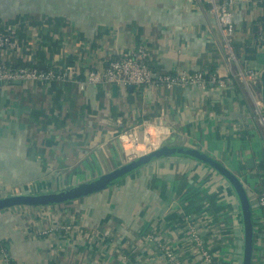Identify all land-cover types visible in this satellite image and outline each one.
<instances>
[{"label": "crops", "instance_id": "0c3cea01", "mask_svg": "<svg viewBox=\"0 0 264 264\" xmlns=\"http://www.w3.org/2000/svg\"><path fill=\"white\" fill-rule=\"evenodd\" d=\"M208 8V0H0V27L22 34L2 59L28 65L41 51L48 65L70 66L77 79L0 83V196L84 181L174 135L240 177L252 203V264H264L254 199L264 189V126L250 93L262 97L264 2L235 0L232 68ZM139 44L155 80L199 69L219 80L204 89L156 82L115 90L78 81ZM239 68L257 76L246 83ZM242 245L231 187L182 156L155 159L81 198L0 210V264H204L202 250L215 264H241Z\"/></svg>", "mask_w": 264, "mask_h": 264}, {"label": "built area", "instance_id": "2783aa9c", "mask_svg": "<svg viewBox=\"0 0 264 264\" xmlns=\"http://www.w3.org/2000/svg\"><path fill=\"white\" fill-rule=\"evenodd\" d=\"M264 2V0H261ZM208 12L216 19L221 38L222 52L226 63L230 68L238 65L236 53L232 44V34L234 32V22L232 18L235 0H208ZM18 33L16 31H6L0 27V53L6 50H16L19 46ZM149 51L144 44L122 51L117 58L108 62L105 67H92L88 69L83 79L78 81L82 84H109L123 87H144L156 82L167 85L180 84L183 86L197 85L204 89L209 81L219 80L218 75L205 70H181L174 73H164L154 78V73L148 64ZM257 76V73L251 68H239L238 78L244 82H250ZM76 79L75 71L70 66L63 69H37L21 64H10L0 56V82L12 83L20 80L29 81H52L56 79ZM77 80V79H76ZM222 84V81H219ZM251 98L260 123L264 126V107L262 97H256L252 92ZM135 151V150H134ZM138 155V154H137ZM136 156V155H135ZM257 206L261 210V219L264 221V189L254 195ZM198 244L201 241L196 237ZM204 264H215L211 255L206 251H201ZM5 264L9 260L5 259Z\"/></svg>", "mask_w": 264, "mask_h": 264}, {"label": "water", "instance_id": "95a60500", "mask_svg": "<svg viewBox=\"0 0 264 264\" xmlns=\"http://www.w3.org/2000/svg\"><path fill=\"white\" fill-rule=\"evenodd\" d=\"M259 81L261 83L262 102L264 107V67L259 73ZM12 83L20 84L21 81L16 80ZM128 87L132 89V86ZM115 89L116 85H113V90ZM168 156H182L199 161L212 168L225 179L236 196L241 215L243 234L241 264H252L254 252L252 203L251 196L245 188L242 180L235 172L231 171L215 157L197 147L188 146L182 141H176L174 135L169 136L158 146L132 157L128 161L107 172L88 178L84 181L47 191L21 192L0 196V210L21 205L42 206L58 204L81 198L111 187L153 160Z\"/></svg>", "mask_w": 264, "mask_h": 264}, {"label": "trees", "instance_id": "16d2710c", "mask_svg": "<svg viewBox=\"0 0 264 264\" xmlns=\"http://www.w3.org/2000/svg\"><path fill=\"white\" fill-rule=\"evenodd\" d=\"M21 37H22V34H20L18 38H21ZM18 40H19V39H18ZM256 44H257V42H256L252 47H247V48H246V51L249 52V54H248V58H249V57L251 58V57L253 56V53L255 52ZM36 58L38 59L37 61H35V62L32 63V64L25 65V66H28V67H34V68H37V69H43V70L54 69V68L52 67V65H48V64L46 63V61L43 59V55H42V52H41V51H37V53H36ZM54 70L57 71L58 69L56 68V69H54ZM9 264H14V263L12 262L11 259H9Z\"/></svg>", "mask_w": 264, "mask_h": 264}, {"label": "rangeland", "instance_id": "374dc122", "mask_svg": "<svg viewBox=\"0 0 264 264\" xmlns=\"http://www.w3.org/2000/svg\"><path fill=\"white\" fill-rule=\"evenodd\" d=\"M134 155H136V154H133V156H134ZM168 252H169V251H168ZM168 252H167L168 256L170 255V256L172 257V260H174V256H173L172 254L168 253Z\"/></svg>", "mask_w": 264, "mask_h": 264}]
</instances>
